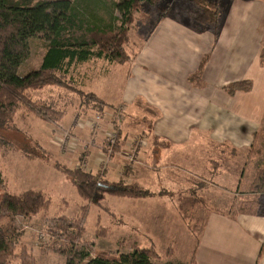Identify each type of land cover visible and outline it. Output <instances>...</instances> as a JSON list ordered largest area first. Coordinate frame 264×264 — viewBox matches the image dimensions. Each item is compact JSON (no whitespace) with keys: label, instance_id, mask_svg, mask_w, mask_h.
<instances>
[{"label":"rangeland","instance_id":"374dc122","mask_svg":"<svg viewBox=\"0 0 264 264\" xmlns=\"http://www.w3.org/2000/svg\"><path fill=\"white\" fill-rule=\"evenodd\" d=\"M101 1L106 2L107 9L103 8L102 3L100 8L96 6L92 9L85 0L74 2L82 9L90 24L108 26L118 32L127 28L130 35L127 48L135 55L147 39L148 32L150 33L157 20L164 16L153 9L150 14L145 10L136 9L132 12L134 20L129 23L128 11L119 7L125 0ZM224 2L227 5L222 20L225 34L231 36L234 41H240L242 47L248 44L252 59L256 55L260 56L264 45V0H223ZM161 3H167L165 16L172 15V18H183L192 23V18L189 17L190 5L187 1L161 0ZM111 5L114 6L112 12L108 10ZM143 5L149 10V3ZM92 13H97L98 16L93 18ZM208 29L206 27L205 30ZM156 33L158 31L155 32L151 44L155 42ZM46 44L47 41L42 34L29 40L30 54L21 65L22 74L38 68L43 63L47 53ZM88 49L95 53L99 51L97 46ZM137 62V64L140 62L138 58ZM261 66L264 67L262 64ZM136 67L138 66L132 65L130 61L114 64L103 58H92L89 62L73 65L75 70L70 73L72 77L70 83L83 88L86 93L100 94L106 100L114 102L121 95L128 94L127 97H130L133 88L143 90L144 87L138 84L134 74ZM249 76L253 74L250 73ZM66 80H69L68 75ZM67 92L69 93L59 95V106L66 111L64 117L55 125L34 114H27L24 116L26 118H23L19 111L16 124L4 130L0 129L1 136L13 142L11 146L0 145V172L7 183L6 188L0 187V193L6 190L18 193L31 188L42 190L52 199V205L47 211L31 218L10 215L5 209H0V225L13 230L16 253L25 248L35 258L37 264H66L71 249L81 247V243L85 246L83 250L89 251L90 256L95 255L91 246L97 251L127 253L132 250L133 243L148 244L143 236L146 234L151 236L157 249L162 253L163 257L157 260L156 264H188L208 214L219 212L241 216L247 211L258 213L259 208L255 206L254 199L256 196L261 199L264 197V188L254 185L257 173L260 170L264 171V116L260 121L262 126L250 122L246 127H239V124L233 123L230 140L239 146L232 144V160H229L228 156H223L227 154L223 149L224 142L211 145L213 141L204 149L195 152L188 150L192 144L184 143L183 147H187L186 149L181 152L173 150L165 160H161L160 151L149 154L146 149L147 153L140 154L139 157L135 146L131 151V147L126 144L128 141L137 138L139 145L146 146L150 137L138 133V129L143 128L137 124L138 122L132 120L128 122L129 125L125 124L126 112L121 115L123 119L121 126H117L114 122L117 116L114 110L109 109L108 114H103L88 103H81L79 96ZM134 98L137 107L144 110L146 104L142 95ZM96 115L101 117L98 123L86 127L78 126L79 128L74 126L77 117L88 119ZM58 128L70 130L76 139L68 151L62 150L55 143V133L60 130ZM133 128L136 130L133 131ZM111 131L118 134L117 144L122 146L113 159L119 157L121 166L124 163L131 166L129 168L136 166L142 171H139L135 178L124 166L125 171H122L121 175L115 170L109 173V178L116 180L122 178L128 183L138 179L142 186L151 191V196L134 199L107 195L99 206L84 200L70 179L54 168L53 163L60 161L70 167L81 165L88 171L96 172L99 168V157L103 155L100 153L99 145L103 147V139ZM241 136L248 139L243 147L239 144L244 140ZM87 148L90 150L87 151ZM85 151L88 152L86 157ZM28 152H32V156L29 157L33 159L26 158L25 154H29ZM145 155L149 158H144ZM129 156H132L133 160H130ZM113 159L108 163V167H111ZM83 206L88 208L84 209ZM261 209L260 213L252 215H264V208ZM58 215H66L72 219L85 217L83 225L86 231L79 244H72L70 240L53 234L52 217ZM98 227L105 229L106 233L98 235ZM85 242H91L92 245L88 246ZM167 250L171 251L170 256L167 255ZM17 261L15 258L13 262Z\"/></svg>","mask_w":264,"mask_h":264},{"label":"trees","instance_id":"16d2710c","mask_svg":"<svg viewBox=\"0 0 264 264\" xmlns=\"http://www.w3.org/2000/svg\"><path fill=\"white\" fill-rule=\"evenodd\" d=\"M74 1L0 0L1 130L16 124L15 120L19 111L23 118L27 114H34L46 122L56 123L62 119L66 110L59 106V95L69 93L67 91L79 96L81 103H88L103 114L107 110L105 107H110L109 109L114 110L117 115L114 121L115 124L119 126L122 123L121 115L125 114L126 110L122 111L121 106L118 109V107L107 103L97 94L86 93L83 88L71 84L72 77L70 73L75 70L73 68L75 63L87 62L92 58H103L109 63L130 61L133 54L127 48L130 41L129 30L126 28L118 32L108 26L90 24V20L84 16L82 9ZM85 1L88 7L92 9H95L96 6L99 7L101 3L103 8L107 9L105 1ZM185 1L190 5L189 17L192 18V27L200 32L208 27V30L213 32L217 39L222 29L226 2L223 3V0ZM144 3H149V10H146ZM166 4H162L161 0H125L124 4L119 7L128 11L129 23H132L134 20L132 12L136 9L145 10L147 14H150L151 9H153L160 15H166ZM113 9V5L108 7L110 12ZM97 16V13H92L93 18ZM38 34H42L47 41V53L43 63L38 68L22 74L20 72L21 65L30 54L29 40ZM92 46L98 47V53L88 49ZM205 62L206 59L202 61L201 69H203ZM261 64L264 66V45L261 52ZM67 75L69 77L68 81L66 80ZM253 87V81L246 79L233 81L226 86V89L229 94L234 95L238 91H251ZM53 91H55L54 94ZM97 116L99 115L88 119H96ZM78 119L82 120L83 118L77 117L76 120ZM100 120L101 117L99 116L98 122ZM117 138H119L118 134ZM1 144L11 146L13 142L9 139L5 140L0 134ZM119 148L121 146L117 144L115 154L118 153ZM27 155V157L32 156V152ZM53 166L70 179L72 185L76 187L84 200L90 203L94 202L99 206L107 195L134 199L151 196V191L139 182L128 183L122 178L109 180L103 174L104 170L101 169L93 172L88 171L84 166L70 167L60 161H55ZM0 187H7L6 180L1 172ZM254 187L264 188L263 170L257 173ZM193 193L197 192L193 191ZM254 203L261 211V208H264V197L261 199L256 196ZM51 205L52 199L42 190L28 189L19 193L6 190L0 193V209H5L10 215L31 218L47 211ZM83 208L88 207L83 206ZM259 210H257L258 213H260ZM244 213L258 214L252 211ZM52 220L54 221V228L51 231L54 235L68 239L72 244L81 242L86 231V227L83 225L84 216L80 219H72L66 215H58L52 217ZM104 233H106L105 229L98 227L97 234L104 235ZM143 236L148 244L133 243L131 245L132 250L127 253L109 250L97 251L91 246V242H85V244L91 246L95 253L94 256H90L89 251L83 250L85 246L81 243V247L71 249L66 264H78L83 261H86L85 264H156V261L163 257L162 253L157 249L150 235L143 234ZM15 246L13 230L10 227L4 228L0 225V264H37L35 258L27 252V249L24 248L20 253H16ZM166 253L170 256L171 251L167 250ZM15 258L18 261L14 263ZM191 264H195L194 256H192Z\"/></svg>","mask_w":264,"mask_h":264},{"label":"crops","instance_id":"0c3cea01","mask_svg":"<svg viewBox=\"0 0 264 264\" xmlns=\"http://www.w3.org/2000/svg\"><path fill=\"white\" fill-rule=\"evenodd\" d=\"M172 17L164 15L157 20L154 29L148 32L147 39L130 60L132 65L138 66L134 74L143 90L133 88L130 97H127L128 94L121 95L114 102L97 95L118 109L125 107V124L129 125L128 122L132 120L138 122L143 127L138 129V133L150 137L146 146L139 145L137 138L126 143L131 151L135 146L138 157L146 154L148 149L149 154L162 152L160 159L165 160L173 150L181 152L186 149L184 143L192 144L188 150L195 152L213 141L211 145L224 142L223 149L227 154L223 156L232 160L231 146H239L230 140L233 123L239 124V127H246L250 122L259 126L264 116L261 52L260 56L252 59L248 44L242 47L240 41L232 40L231 36L225 34V27H222L216 39L211 31L200 32L183 18ZM157 31L155 42L151 44ZM204 59L206 62L201 69ZM250 73L253 76H249ZM249 78L254 81L251 91L229 94L226 89L229 83ZM138 95H142L146 104L144 110H140L134 101ZM107 107L105 109L109 110L110 107ZM107 110L105 114H108ZM51 124L55 125L54 122ZM242 138L243 142H239L241 147L248 140L247 137ZM87 153L85 151L84 157ZM144 158L149 157L145 155ZM230 165L233 167V164ZM124 166L135 178L142 171L136 166L129 168L131 166L124 163L121 166V158L115 157L111 167H107L103 174L109 180H116L110 179L109 173L116 170L121 175L125 171ZM136 181L140 182L138 179ZM203 227L193 250L195 264H264V215L246 213L232 216L211 212Z\"/></svg>","mask_w":264,"mask_h":264},{"label":"built area","instance_id":"2783aa9c","mask_svg":"<svg viewBox=\"0 0 264 264\" xmlns=\"http://www.w3.org/2000/svg\"><path fill=\"white\" fill-rule=\"evenodd\" d=\"M122 111L125 110V107L121 108ZM99 116L96 117V119L92 120H75L74 125L77 127H86L91 126L93 123H98ZM83 121V122H81ZM60 130L56 131V138L55 143L64 151H68L71 146L76 142V139L73 137V133L70 130H65L62 128H58ZM103 147L101 148V153H103L102 156L99 157L100 164L99 167L106 168L108 166V163L112 160V156L115 154V146L118 143L117 133L114 131H111L107 133V137L104 138ZM130 160H133L132 156H129Z\"/></svg>","mask_w":264,"mask_h":264}]
</instances>
